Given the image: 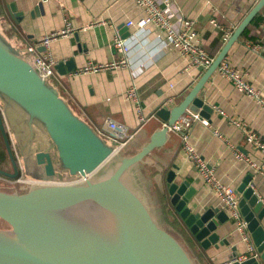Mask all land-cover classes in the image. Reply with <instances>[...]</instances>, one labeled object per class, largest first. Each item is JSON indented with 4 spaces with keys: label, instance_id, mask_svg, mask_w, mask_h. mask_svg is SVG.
Returning <instances> with one entry per match:
<instances>
[{
    "label": "crops",
    "instance_id": "crops-1",
    "mask_svg": "<svg viewBox=\"0 0 264 264\" xmlns=\"http://www.w3.org/2000/svg\"><path fill=\"white\" fill-rule=\"evenodd\" d=\"M0 1V27L6 25L10 29L7 41L15 49H24L26 44L41 40L63 28L65 23L75 29L72 36L60 38L49 46L54 65H69L60 73L54 70L55 76L80 118L97 134L105 133V121L108 119L125 125L133 134V138L120 150L123 156L135 155L158 133L164 123L157 116L159 109L164 105H176L168 104L169 97L176 98L180 103L207 70L188 68L184 57L166 45L163 33L151 25L143 28L136 26L145 13L132 0ZM156 2L161 7L168 4L174 18L194 22V30L204 50L212 58L218 55L226 42H222L220 32L210 22L214 20L232 35L252 8L245 0ZM11 5L17 13H21L19 19L11 16ZM97 21L105 24L98 25ZM129 22L131 26H127ZM115 38L129 47L128 67L98 74H78L90 61L109 63L117 60L119 55L111 46ZM224 61L239 70L264 101V35L259 28H250L246 38H239L229 49ZM131 87L137 91L138 103L127 98ZM202 89L201 100L210 108V112L206 117L200 116L206 125L192 123L187 132L189 143L224 185L237 192L247 180V187L253 189L264 205V174L252 170L247 161L238 160L235 156L239 152L249 162L261 165L262 154L247 142V134L254 133L264 143V110L256 100L236 90L217 70ZM1 109L11 124L12 137L19 147L15 154L23 170L22 161L25 158L20 157V154L30 146L27 124L7 104ZM44 144L47 145V142ZM35 145V151L44 148L38 147V143ZM136 172L149 210L158 211L163 220V211H173L166 195L168 172L174 173L173 183L180 185L187 182V190H194L187 205L191 208L197 204L193 213L209 207L223 211L214 193L197 177L195 167L187 159L175 134H170L160 148L150 152L138 164ZM27 178L37 179L31 176ZM238 195L240 200L242 196ZM215 222L220 242L210 244L205 249L190 236L181 222L182 233L172 229L194 264H229L233 247H236L239 257L246 252V246L228 216L223 224ZM260 226L264 231V218Z\"/></svg>",
    "mask_w": 264,
    "mask_h": 264
},
{
    "label": "water",
    "instance_id": "water-1",
    "mask_svg": "<svg viewBox=\"0 0 264 264\" xmlns=\"http://www.w3.org/2000/svg\"><path fill=\"white\" fill-rule=\"evenodd\" d=\"M263 9L264 0H258L190 93L177 105L159 109L157 116L166 125L187 113L207 116L210 108L201 100L202 87ZM10 11L12 17L19 19L21 13L13 5ZM68 67L58 63L54 70L60 73ZM0 100L21 117L17 107L27 115L30 144L35 122L51 141L46 149L33 152L30 148L23 161L29 176L46 182L44 185L30 186L21 194L0 191V220L8 226L0 229V264H194L176 237L153 218L136 172V166L170 136L165 128L138 153L123 156L74 115L57 90L48 86L1 34ZM7 121L2 111L0 135L11 171L0 170V177L14 181L21 171L5 126ZM60 171L81 181L56 182ZM173 179L174 173L168 172L167 201L183 228L203 249L220 242L215 220L223 224L227 215L214 207L193 213L197 204L191 208L187 205L194 190H187V182L176 185ZM248 184L245 180L237 191L242 196L239 208L259 259L237 262L239 255L233 247L229 264H264V231L260 226L264 205Z\"/></svg>",
    "mask_w": 264,
    "mask_h": 264
},
{
    "label": "built area",
    "instance_id": "built-area-1",
    "mask_svg": "<svg viewBox=\"0 0 264 264\" xmlns=\"http://www.w3.org/2000/svg\"><path fill=\"white\" fill-rule=\"evenodd\" d=\"M135 6L144 11L145 16L136 23V26L143 28L151 25L156 30L164 35V43L176 50L187 61L188 68L207 69L213 62V59L202 47L200 37L194 30V22L182 18H174V14L169 5L166 4L161 7L156 0H132ZM250 6H253L258 0H245ZM175 23V24H174ZM96 24H105L103 21H97ZM210 24L215 27L221 34L222 42H227L231 36V32L218 25L214 20ZM129 22L127 26H131ZM259 31L264 35V14L261 16ZM75 29L69 23H65L64 27L49 33L41 40L35 43H28L24 48L25 60L32 66L38 76L46 80L48 78H55L54 62L49 53V46L54 41L72 36ZM112 48L119 55L117 60L109 63H93L88 62L83 68L78 71L80 75L98 74L102 72L115 71L128 67V52L129 47L120 39L115 38L111 43ZM43 48V51H39ZM218 73L224 79L229 81L236 90L245 94L247 97L256 100L258 105L264 110V101L259 98L256 92L249 83L245 80L244 75L237 69L231 67L224 60L220 63ZM127 98L138 103V94L135 87L128 90ZM168 104H178L174 97L168 98ZM199 122L206 125V121L201 119L198 114L187 113L183 115L178 121L168 126L166 123L162 127L167 130L168 134H175L178 136L179 145L185 152L187 159L195 167V172L199 180L209 188L220 203L223 211L235 224L237 231L240 234L241 241L246 246V252L242 256H238L236 261L243 262L247 259H259V254L252 242L251 236L247 231V225L240 214L239 195L231 187L224 185L216 176L214 170L209 167L203 159L196 153L194 147L189 143L187 132L192 123ZM105 133L98 134L100 137L115 142L118 149L121 150L132 138L133 134L129 132L127 127L121 123L113 120L105 121ZM247 142L252 144L257 151L262 154L261 165H256L249 162L239 152L235 153L238 160H245L249 163L252 170L259 174H264V143L260 142L254 133L247 134ZM17 157V156H16ZM18 161V157H17ZM21 176L14 180L27 187L35 185H44L46 182L37 179H30L24 177L23 170L19 164Z\"/></svg>",
    "mask_w": 264,
    "mask_h": 264
},
{
    "label": "trees",
    "instance_id": "trees-1",
    "mask_svg": "<svg viewBox=\"0 0 264 264\" xmlns=\"http://www.w3.org/2000/svg\"><path fill=\"white\" fill-rule=\"evenodd\" d=\"M2 6V3L0 1V7ZM2 8H0L1 10ZM264 14V9L263 11L258 14L253 20L252 22L248 25V27L244 30L243 34L241 35L240 39L242 38H246L249 34V29L250 28H258V25H259V22H260V19H261V16ZM1 16V14H0ZM9 31L10 29H8V27L6 25H4V27H0V34L6 39V41L8 40V34H9ZM202 44V43H201ZM203 47V46H202ZM18 52L20 53V55L25 59V54H24V49H17ZM212 57V56H211ZM45 83L56 89L57 92H58V96L68 105V107L70 108V110L73 112L74 115H76L77 117L80 118L77 110L75 109V107L72 105L71 101L69 100V98L65 95L63 89L60 87L58 81H57V78H48L45 80ZM5 104V101H1L0 100V114L2 113V109L1 107L4 106ZM11 104V103H10ZM13 105V104H12ZM15 106V105H14ZM16 107V106H15ZM17 109L22 113L23 115V118L25 120V123H26V120H27V115H25L18 107ZM81 119V118H80ZM10 123V122H9ZM5 126H6V129H7V124L5 123ZM7 132H9V130H7ZM28 135H29V131H28ZM10 138V141H11V145H12V148L14 150L15 153H17V149L19 148L15 142V140L13 139L12 137V134L9 136ZM47 142V145H45L44 143ZM36 143H42L44 148L42 149H46L48 148L50 145H51V141L49 140L47 134L45 133L44 129L41 127V125L37 122H35L33 124V143L30 144V146H28L24 152H22L21 154V157L25 158L26 156H28V149L32 148V145L36 144ZM107 143L111 146H113V142H109L107 140ZM113 143V144H112ZM115 147V146H114ZM51 157H52V161H53V164L55 165V167L57 166L58 162H57V158H56V153H55V150L52 149L51 150ZM27 159V158H25ZM24 161V160H23ZM23 161H22V165H23V168H24V164H23ZM0 170H3V171H7V172H10L11 171V165H10V161H9V158L7 156V153H6V150H5V147H4V144H3V140L1 138V135H0ZM24 170V169H23ZM24 177L27 178V176L30 175V173H27V170L25 171L24 170ZM64 178H67V179H70V178H74V177H70L68 172L67 171H60L58 173H56V176H55V180L58 181V180H65ZM25 192V191H24ZM164 213V220L165 222L169 225V227L171 229H173L175 232L179 231L180 233H182L181 231V224L179 223V219L178 217L176 216V214L173 212V211H163ZM8 228V226L2 222L0 220V229H6ZM169 232V231H168ZM177 238V237H176Z\"/></svg>",
    "mask_w": 264,
    "mask_h": 264
},
{
    "label": "rangeland",
    "instance_id": "rangeland-1",
    "mask_svg": "<svg viewBox=\"0 0 264 264\" xmlns=\"http://www.w3.org/2000/svg\"><path fill=\"white\" fill-rule=\"evenodd\" d=\"M10 127H11V124L8 123L7 130H9V132H8L9 136L12 134V131L10 130ZM32 146H33L32 150L34 152L35 151L34 149H37V147H35L36 146L35 144L32 145ZM39 146L42 147L43 144L42 143H38V147ZM20 157H21V154H20ZM25 158H27V156ZM29 159H32V156H30ZM136 167H138V165ZM30 179H32V178H30ZM64 179L65 180H58L56 182H61V183L63 182L64 183V182H79V181H81V179L77 178V177L70 178V179L64 178ZM26 189H28V187L25 184H21V183L16 182V181L6 180V179L0 177V191L8 192V193H19V194H21V193H24V191H26ZM150 212H151L153 218L155 219V221L157 222V224L160 225L162 228L166 229L167 231H169L173 236L177 237L176 239L181 244V242L179 241V237L164 222L163 217L159 214V212L158 211H150Z\"/></svg>",
    "mask_w": 264,
    "mask_h": 264
},
{
    "label": "flooded vegetation",
    "instance_id": "flooded-vegetation-1",
    "mask_svg": "<svg viewBox=\"0 0 264 264\" xmlns=\"http://www.w3.org/2000/svg\"><path fill=\"white\" fill-rule=\"evenodd\" d=\"M23 174H24V171H23Z\"/></svg>",
    "mask_w": 264,
    "mask_h": 264
},
{
    "label": "bare ground",
    "instance_id": "bare-ground-1",
    "mask_svg": "<svg viewBox=\"0 0 264 264\" xmlns=\"http://www.w3.org/2000/svg\"><path fill=\"white\" fill-rule=\"evenodd\" d=\"M16 155V154H15Z\"/></svg>",
    "mask_w": 264,
    "mask_h": 264
}]
</instances>
